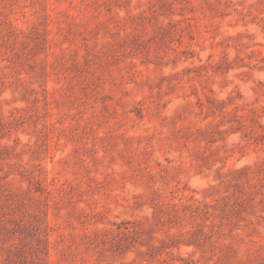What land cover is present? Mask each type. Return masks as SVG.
<instances>
[{"label":"rangeland","instance_id":"obj_1","mask_svg":"<svg viewBox=\"0 0 264 264\" xmlns=\"http://www.w3.org/2000/svg\"><path fill=\"white\" fill-rule=\"evenodd\" d=\"M0 264H264V0H0Z\"/></svg>","mask_w":264,"mask_h":264}]
</instances>
